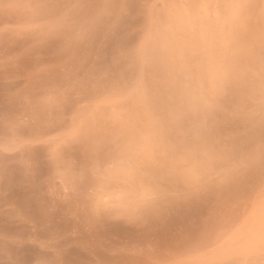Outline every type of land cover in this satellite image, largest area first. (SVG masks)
Listing matches in <instances>:
<instances>
[{"label": "rangeland", "instance_id": "rangeland-1", "mask_svg": "<svg viewBox=\"0 0 264 264\" xmlns=\"http://www.w3.org/2000/svg\"><path fill=\"white\" fill-rule=\"evenodd\" d=\"M0 264H264V0H0Z\"/></svg>", "mask_w": 264, "mask_h": 264}, {"label": "bare ground", "instance_id": "bare-ground-1", "mask_svg": "<svg viewBox=\"0 0 264 264\" xmlns=\"http://www.w3.org/2000/svg\"><path fill=\"white\" fill-rule=\"evenodd\" d=\"M256 238V237H255ZM253 241V240H252ZM140 244V243H139ZM138 247H139V245H138Z\"/></svg>", "mask_w": 264, "mask_h": 264}]
</instances>
